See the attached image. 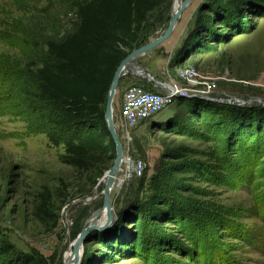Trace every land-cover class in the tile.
Wrapping results in <instances>:
<instances>
[{"label": "rangeland", "instance_id": "rangeland-1", "mask_svg": "<svg viewBox=\"0 0 264 264\" xmlns=\"http://www.w3.org/2000/svg\"><path fill=\"white\" fill-rule=\"evenodd\" d=\"M87 1L0 0V264L33 252L56 254L55 264H64L69 246L103 206L111 168L82 172L63 163L64 143L99 124L55 127L54 106L30 96L35 70L48 61L46 37L72 33L75 6ZM173 1L150 14L126 56L164 33ZM206 1L194 0L169 39L138 64L167 85L179 82L180 70L193 69L215 80L210 98L174 103L126 130L119 115L125 90L161 88L131 72L120 78L112 125L128 163L111 193L120 215L107 230L91 231L99 239L86 237L80 264H264V14L249 17L251 31L210 43L211 50L180 53L194 40ZM47 132H55L58 146ZM138 162L145 164L140 177L133 171ZM44 192L55 226L35 218Z\"/></svg>", "mask_w": 264, "mask_h": 264}, {"label": "trees", "instance_id": "trees-1", "mask_svg": "<svg viewBox=\"0 0 264 264\" xmlns=\"http://www.w3.org/2000/svg\"><path fill=\"white\" fill-rule=\"evenodd\" d=\"M168 1L89 0L75 6L76 22L72 33L57 38L53 31L46 37L48 61L35 70L36 89L30 96L54 106L55 127L99 124L98 127L88 126L64 143V164L82 172L111 168L115 146L104 119L107 94L126 51L140 40L150 14ZM203 13L202 21L189 37L194 40H190V46L184 45L180 53L211 50L215 46L210 43H226L235 35L251 31L253 22L249 17L263 16L264 0H207L201 6V15ZM207 23L210 30L204 25ZM29 68L34 66L30 64ZM185 101L188 100L181 99L176 103ZM46 134L52 145H59L55 132ZM49 201V194L44 192L35 218L42 225L50 221L55 226L57 218L52 215ZM112 238L111 246L115 243V237ZM87 239L99 238L97 233L91 232ZM243 239L252 243L249 236ZM55 260L56 254L46 258L33 252L31 258L15 264H55Z\"/></svg>", "mask_w": 264, "mask_h": 264}, {"label": "built area", "instance_id": "built-area-1", "mask_svg": "<svg viewBox=\"0 0 264 264\" xmlns=\"http://www.w3.org/2000/svg\"><path fill=\"white\" fill-rule=\"evenodd\" d=\"M177 75L179 82L164 84L166 88L161 91L147 92L138 86L125 90L119 115L126 130L154 118L181 99L210 98L215 80L203 78L193 69L180 70ZM144 168L145 164L138 162L133 171L140 177Z\"/></svg>", "mask_w": 264, "mask_h": 264}, {"label": "water", "instance_id": "water-1", "mask_svg": "<svg viewBox=\"0 0 264 264\" xmlns=\"http://www.w3.org/2000/svg\"><path fill=\"white\" fill-rule=\"evenodd\" d=\"M191 2H192V0H184L182 2V4L180 5L179 9L170 16L169 25H168L167 29L164 31V33L161 36H159L158 38L149 42L148 44H146L140 48L134 49L132 52H130L121 61L120 65L118 66V68L114 74L112 84H111L109 92L107 94L106 103H105V112H104V119H105V123L107 124V130L109 131L110 136L114 142L115 153H116L113 165H112L111 169L109 170L110 174L116 172V170L118 168L117 167L118 161L122 155L121 146H120V143H119V141L115 135V132L113 130V125H112V117H113L112 94L114 93L113 91H115L117 89L120 78L129 74L130 72L137 74V75H140V76H144L150 82H152L155 87H158L161 89L166 88L164 84H161L157 81H154L153 78H151L146 73V71L143 68H141V66L138 64V62H139V59L141 57L150 53L152 50H154L155 48H157L158 46H160L166 40L169 39V37L172 35V33L174 31V28L177 24L178 18L185 11V9H187V7L190 5ZM141 53H144V54L141 56ZM113 187H114V182H113V180H110L107 182V184L105 185L104 190H103V206L106 207V213H107L106 220L102 224H98L97 223L98 222V220H97L98 214L96 216H94L93 220H92V216H91L90 219L85 224L84 228L81 230L79 235L74 240V243H73V251L74 252H76L79 247L83 251L82 244L85 242L87 235L91 231L107 230L113 224V222L117 219V216L120 215L119 212L117 213V215L114 214L113 208L111 205V191H112ZM101 208L95 212H98V211L100 212ZM81 261H82V259L79 260L78 258H76L74 264H80Z\"/></svg>", "mask_w": 264, "mask_h": 264}, {"label": "bare ground", "instance_id": "bare-ground-1", "mask_svg": "<svg viewBox=\"0 0 264 264\" xmlns=\"http://www.w3.org/2000/svg\"><path fill=\"white\" fill-rule=\"evenodd\" d=\"M184 0H174L173 1V5H172V7H171V11H170V14L172 15L173 13H175L178 9H179V7H180V5L182 4V2H183ZM194 0H192V2H193ZM191 2V3H192ZM190 3V4H191ZM175 29V28H174ZM144 53H141V56L143 55ZM114 93H115V91H113ZM114 93L112 94V98H113V96H114ZM125 163H128V160L127 159H125V158H123V160H122V155H121V157H120V159H119V161H118V164H117V170H116V172L115 173H112V174H110V172L108 171L107 172V176H105V183H104V187H105V185L107 184V182L108 181H110V180H113V182H114V184H115V182H118V183H122L123 182V178H119L118 177V174L120 173V170H121V166H123ZM125 166V165H124ZM111 193H112V191H111ZM99 212V211H98ZM98 212H95V214H94V216H96L97 214H98V217H99V214H100V212L101 213H103V212H105V216H104V219L106 220V215H107V213H106V207L105 206H103L102 208H101V210H100V212L98 213ZM94 216H92L93 218H94ZM98 217H97V220H98ZM93 220V219H92ZM81 250V248L79 247L78 248V250L76 251V252H74L73 251V244H71L70 246H69V248H68V254L67 255H65V258L63 259V262H64V264H74V262H75V260H76V258H80V255H79V251ZM81 252V251H80Z\"/></svg>", "mask_w": 264, "mask_h": 264}, {"label": "crops", "instance_id": "crops-1", "mask_svg": "<svg viewBox=\"0 0 264 264\" xmlns=\"http://www.w3.org/2000/svg\"><path fill=\"white\" fill-rule=\"evenodd\" d=\"M124 94V93H123ZM122 97H123V95H122Z\"/></svg>", "mask_w": 264, "mask_h": 264}]
</instances>
